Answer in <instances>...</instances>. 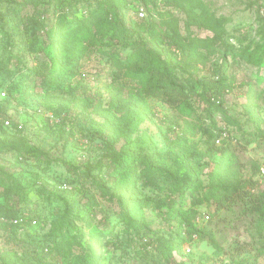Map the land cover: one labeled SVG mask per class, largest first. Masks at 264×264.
Returning a JSON list of instances; mask_svg holds the SVG:
<instances>
[{
    "label": "trees",
    "instance_id": "1",
    "mask_svg": "<svg viewBox=\"0 0 264 264\" xmlns=\"http://www.w3.org/2000/svg\"><path fill=\"white\" fill-rule=\"evenodd\" d=\"M254 1L264 12V0ZM139 3L144 4L146 11L145 18L140 20L135 11ZM42 6L43 9L38 8L34 12V37L30 52L38 44L39 35L47 37L45 40L51 46L52 56L44 65L43 76L50 78L52 82L57 81L54 90L69 82V77L80 70L83 62L90 59L91 55H99L106 60L108 70L103 76L97 74L95 80L99 88L104 85V91L111 96V108L116 112L122 111L123 101L130 106L119 121L124 135L137 131L140 124L153 117L151 102L162 103L171 110L165 116L170 132L181 129L173 144L175 167L166 162L162 155L149 154L137 145H131L128 151L119 153L114 148L115 142L106 141L107 162L100 166L115 172L121 169L127 174L126 186L120 194L115 195L107 190L101 193L103 199L114 200L118 204L120 222L104 227L99 225L103 229L95 228L97 237L90 235V239L94 238L95 241L90 242L87 250L79 245L78 239L73 238L74 244L85 249H82L83 254L78 263L71 264H101L105 260L101 250L110 244L116 250H121L119 259L122 260L109 264L190 262L192 254H185L182 250L183 243L192 242L196 236L198 241L207 242L215 250L222 251L216 241L218 225L220 222H231L234 216L238 221L252 218L256 232L263 239L259 253L264 256V190L259 191V180L242 177L237 167L238 158L234 153L236 145H232L230 130L215 126L211 129L197 115L198 105L203 103L206 105L207 119L213 120V114L222 111V100L227 93L246 85L225 78L228 58L241 60L255 69L262 67L264 17L260 24L261 40L253 43L248 35L237 37L222 31V24L230 23V20L218 18L203 0H48ZM82 9H87V12L78 15ZM68 11L72 12L74 19L58 21L59 16ZM177 12L182 13L185 20L179 18ZM46 21L51 24H46ZM205 33L212 35H204ZM234 40L237 44L232 43ZM44 44L42 42L41 47ZM210 67H214L213 75L221 77L212 81L207 75L199 76ZM38 75L37 70L27 74V83L23 89L28 91L30 82L37 80ZM113 85L124 96L112 94ZM76 89L79 90L78 87ZM70 101V104L56 108L55 114L60 121L69 119L74 110L82 108L88 111L92 107L97 109L103 102L100 98L95 106L93 99H84L76 91ZM195 116H198L196 124L186 120ZM11 117L0 118V153L10 151L17 154L13 164L0 155V186L8 199L20 192L16 185L15 188L10 186L1 177L11 175L2 168L1 163L17 171L21 162L39 159L44 154L34 133L27 132L26 123L14 124ZM7 121L10 122L9 127L5 125ZM224 132L228 137L217 144ZM198 134L205 139L202 148L199 142L190 141V138L194 139ZM245 138L247 144L264 142V130L258 129L256 134L249 133ZM236 142L238 145L243 144L239 140ZM201 168H204L203 171ZM260 169L261 167H255L259 176ZM83 174L92 179L90 172L83 171ZM202 175L206 178L203 179ZM24 176L22 171L17 178L23 180ZM20 179H16V184L23 191ZM92 181L94 186H100L96 179ZM64 185L68 186L66 182L59 183L60 191L70 193V189H63ZM138 186L161 193L154 197L138 195L130 200L128 190L137 189ZM24 191V201L33 207L36 202L33 200L34 194L43 192V198L49 201L53 196L59 197L53 192L46 197L48 191L42 183ZM189 191L192 192V197L187 203ZM84 195L90 196L91 203L98 206L93 195L89 192ZM176 198L177 203L174 202ZM133 203L159 213L167 208V214L171 217L170 220L176 222L174 225L176 224L177 229L174 233H166L161 228L153 230L144 222H139L130 213V204ZM202 206L213 207L214 213L208 221L202 219L199 223V208ZM89 208L90 204L84 207ZM20 218H24L25 223L15 225L13 221ZM84 219L83 215V225L80 226L73 225L71 221L67 224L66 220L56 222L51 234L40 244L42 252L59 260L64 255L65 244L71 242L68 240L71 238L69 232L74 233L75 237H84V230H93L92 219ZM42 220L44 222L39 214L34 216L29 210L17 214L9 208H3L0 211V241L8 243L11 238H15L19 244L20 239L27 237L31 239V245L35 246L38 243L35 231L42 229ZM66 224L68 234L63 236ZM60 233L64 239L59 237ZM62 243L64 246H61ZM11 253L10 250L0 248V264H31V258H35V255H30L26 250L19 263V258L16 259Z\"/></svg>",
    "mask_w": 264,
    "mask_h": 264
},
{
    "label": "rangeland",
    "instance_id": "2",
    "mask_svg": "<svg viewBox=\"0 0 264 264\" xmlns=\"http://www.w3.org/2000/svg\"><path fill=\"white\" fill-rule=\"evenodd\" d=\"M44 1L48 0H40V2L37 0H0V118L8 119L12 116L14 124L26 123L27 132L34 133L36 141L44 152L39 159L21 162L17 171L7 164L1 163L2 168L12 175H2L1 177L10 186L15 188L16 185V189L20 193L8 199L0 186V211L3 208H9L17 214H22L29 210L34 216L39 214L44 222L42 220V229L35 231L38 242L35 246L31 245V239L24 237L23 240L20 239L21 243L19 244L17 243L18 239L16 241L15 238H11L8 243L2 240L0 248L10 250L11 255H14L16 259L19 258V263H21L20 259H23V252L27 250L30 255H35V258H31V264H71L78 263L83 254L82 249L86 248L87 250L90 242L95 241L94 238L90 239V235L97 237L98 232L94 230L95 228L103 229L108 224L120 222L118 204L114 200L103 199L101 193L103 190H107L115 195L120 194L126 186L127 174L123 173L121 169L115 172L100 166L101 163L107 162L105 158L106 141L115 142L114 148L119 153L128 151L131 145H137L149 154L162 155L166 162L175 167L176 160L172 155L173 144L177 135L181 133V129L170 132V125L165 121V116H168L171 110L167 105L151 102L153 117L140 124L137 131L124 135L119 121L130 109V106L123 101L122 111L116 112L111 108V96L104 91V85L99 88L95 80L97 74L103 76L108 70L106 60L99 55H91L90 59L83 62L80 70L69 77V82L54 90L57 81L52 82L50 78L43 76L44 65L52 56L51 46L45 40L47 37L39 35L38 44L34 47L33 52H30L34 37L32 34L34 12L38 8L43 9L41 6L44 5ZM203 1L218 18L225 17L230 20V23L222 24V31L237 37L248 35L249 40L253 43L261 40L260 24L264 12L254 0ZM86 12L87 9H82L78 15ZM176 15L185 20L182 13L177 12ZM72 19H74V15L68 11L65 15H60L58 21L66 22ZM48 23L51 24L46 21V24ZM207 34L212 35L210 33L204 35ZM42 42L45 44L41 47ZM232 43L237 44L235 40ZM227 62L229 66L224 73L225 78L246 85L236 87L227 93L222 100V111L213 114V120L207 119L206 105L203 103H199L197 115L204 121L205 126L211 129H214L213 126H215L218 129L226 127L230 130L232 145H236L234 153L238 158L237 167L242 177L247 180H259V191H262L264 190V178L255 172V167H264V142L247 144L245 137L249 133L256 134L258 129L264 130V63L261 68L255 69L233 57L228 58ZM34 70L39 73L38 78L30 82V88L26 91L23 87L27 83V74ZM214 71V67H210L199 76L207 75L209 79L215 81L221 76L213 75ZM111 90L112 94L116 96H124L115 85ZM75 91L84 99H93L95 106L101 98L102 106L97 109L92 107L88 111L82 108L74 110L69 119L60 121L55 114L56 108L70 104ZM3 93L6 95L3 96ZM198 116L186 120L196 124ZM70 119H75V121H70ZM237 140L243 144L238 145ZM190 141L199 142L202 148L205 139L201 134H198L194 139L190 138ZM0 155L12 164L16 162L17 154L14 152L6 151ZM203 169L200 170L203 171ZM22 171L25 173L23 180L17 178ZM83 171L90 172V177L96 179L101 187L94 186L92 179L88 175H84ZM202 177L206 178L205 175ZM16 179L21 180L20 184L23 185L24 190L42 183L45 190L48 191L46 197L50 192L59 197L53 196L49 201L47 198H43L45 194L43 192L34 194L33 200L36 202L33 207L26 200L24 201L25 191L19 189ZM65 182L69 186L70 193H63L59 189V183ZM86 192L93 195L98 206L91 203L90 196L84 195ZM128 193L130 200H134L138 195L154 197L161 191L154 192L149 188L138 186L137 189L130 188ZM191 197L192 192L189 191L186 196L187 203L190 202ZM177 201L178 198L174 200L175 203ZM89 204L90 208L84 209L85 205ZM167 211L166 208L159 213L148 207H140L135 203L130 204V213L139 222H144L153 230L161 228L166 233H174L177 229L176 224L174 225L176 222L170 220L171 217ZM199 211L198 222L200 223L202 219L206 222V217H210L214 213V208L202 206ZM83 215L85 221L92 219L93 230H84V237H75L74 233L69 232L71 238L68 240L71 242L65 246L63 243L61 244L65 251L59 260L52 259L42 252L40 244L48 237L47 235L51 234L52 227L56 222L66 220L67 224L71 221L73 225L80 226L83 225ZM251 219L249 217L238 221L234 216L232 221L227 224L219 223L216 241L222 251L215 250L207 242L198 241L196 236H194L196 241L183 243V251L186 244H190L192 247L190 253L192 261L185 260L183 264H264V256H260L259 253L263 239L256 232L255 222H252ZM67 224L63 236L68 234ZM59 237L63 238L61 233ZM73 238L78 239L79 245L81 244L85 248L74 244ZM112 242L114 241L112 240ZM101 252L105 257L101 264L117 263L122 260L119 259L121 250H116L112 244L104 247Z\"/></svg>",
    "mask_w": 264,
    "mask_h": 264
},
{
    "label": "built area",
    "instance_id": "3",
    "mask_svg": "<svg viewBox=\"0 0 264 264\" xmlns=\"http://www.w3.org/2000/svg\"><path fill=\"white\" fill-rule=\"evenodd\" d=\"M135 11H136L137 19L140 20V19H144V18H145V16H146V11H145L144 4L139 3V4L135 7ZM3 96H5V93H3ZM5 125L9 127V126H10V122L7 121V122L5 123ZM227 137H228L227 133L224 132V133L222 134V137H221L216 143H217V144H220L221 141H222V139H225V138H227ZM260 176H261L262 178H264V167H261V169H260ZM63 189H64V190H68L69 187L66 186V185H64V186H63ZM206 220L208 221V220H209V217H206ZM13 223H14L15 225H18V224H19V225H20V224H24V223H25V219H24V218H20V219L14 220ZM33 225H35V222H33ZM193 241H196V238H195V237L193 238ZM184 252H185V254H190V253L192 252V247H191L190 244H186V245L184 246Z\"/></svg>",
    "mask_w": 264,
    "mask_h": 264
}]
</instances>
